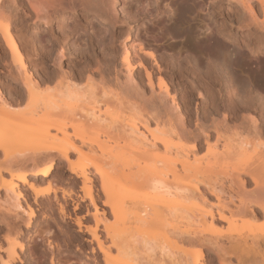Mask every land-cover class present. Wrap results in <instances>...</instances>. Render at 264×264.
<instances>
[{"label": "bare ground", "instance_id": "6f19581e", "mask_svg": "<svg viewBox=\"0 0 264 264\" xmlns=\"http://www.w3.org/2000/svg\"><path fill=\"white\" fill-rule=\"evenodd\" d=\"M108 2L0 0V64L20 85L9 99L12 83L0 77L3 203L22 211L32 227L37 213L31 204L22 205L29 192L35 204L54 195L63 223L72 202L75 225L98 244L105 264H207L204 249L213 248L217 260L210 264L233 258L243 264L252 255L264 262L259 252L264 226L256 229L253 223L264 218V88L257 91L235 74L240 57L264 69V0H211L202 19L211 33L192 38L198 50L210 52L204 67L197 56L159 58L133 40L135 24L165 13L160 4L152 11L143 7L141 20H134L117 19L119 0ZM178 3L174 24L183 29L186 18L195 20L205 11L197 0ZM78 10L108 20L112 33L125 34L124 42L130 43L121 56L125 81L117 73L112 81L101 66L93 70L88 54L77 75L61 69L55 84L47 78L40 66L49 61L54 45L29 30L41 23L50 28ZM219 38L227 41L224 47ZM64 53L61 48L57 63ZM30 67L45 76L39 79ZM167 73L187 79L186 100L195 93L202 99L195 132L165 82ZM84 75L86 84L80 83ZM110 82L115 92L107 91ZM16 145L25 149L15 151ZM249 150L254 154L247 156ZM61 161L69 172L64 184L80 188L74 193L77 201L50 179ZM226 184L240 191L231 194ZM58 190L64 192L62 202ZM6 243L3 264L19 262L17 248L23 250L24 243L18 238Z\"/></svg>", "mask_w": 264, "mask_h": 264}, {"label": "rangeland", "instance_id": "374dc122", "mask_svg": "<svg viewBox=\"0 0 264 264\" xmlns=\"http://www.w3.org/2000/svg\"><path fill=\"white\" fill-rule=\"evenodd\" d=\"M105 1H109V4L111 2V0ZM197 2L199 5H203L205 11L200 12L199 17L197 16L195 20L186 18V21H189V24H186L184 29L182 26H179V24H174L176 10L179 7L178 0H158V4H160L162 11L165 10V13L160 14L158 17L143 21L141 20L142 15H138L143 7L152 11L158 4H155L153 0H119V3L116 5L117 15L115 17H118L117 19H122L130 16L131 18H134V20H141L138 24L134 25V30L132 32L133 40H139L146 49L154 52L159 58L164 56L175 58L177 60H184L188 58V55L197 56L199 64L201 67H204L208 61L210 52H206V50H198L192 38L193 36L205 37L211 33L207 28V24L202 22L206 10L209 9L211 0H197ZM171 18L174 19L171 20ZM107 21L102 20L100 17L98 18L92 13L83 15L81 11L78 10L76 14L68 12L62 20L58 19L50 28H47L44 23L39 24L38 28H30V33L33 29L34 31L37 30V35H42L41 37L45 39V43H48V46L51 47V45H54V49L50 50L53 57L50 55V59H48L49 61H43V66H40L49 74V76L46 74V77L48 76L47 78H50V80L54 82V80L58 78L56 77L58 76L57 71H61V69L63 71L67 70V72L70 71L73 75H77L78 67L81 68L85 65V56L88 54V56L92 57L91 61L94 67L93 70L96 67L101 66L105 73H111H109V75L112 81L116 77V73L121 78L120 81H125L123 74H121L123 71L121 56L124 51L123 49L126 48V46L129 47L130 43L124 42V33H122L123 35L118 33L119 31L112 33V28L108 25L109 22L107 23ZM17 23L18 24L16 25L19 27L20 22ZM27 25H31V23H28ZM120 25L125 26V24H118V26ZM126 28L127 27H125V30ZM49 31L52 32L49 33ZM50 39L53 40V43L49 42ZM226 44V40L219 38L220 46L224 47ZM61 48H64L65 53L62 55L61 64H59L57 63V56L59 55ZM245 55V57L250 56V53L247 52ZM239 59L241 61L235 71L237 78L241 81H251L253 87L257 91L264 88V69L263 71H258L255 64L248 63L247 59H249V57L247 59L245 58L244 61L241 57ZM104 61H106V63ZM246 62L251 67L250 69L245 66ZM92 65L90 66L91 68L89 67L88 69H92ZM30 68H32V71L34 72L38 70L35 67ZM0 69L5 72V74L0 72V77L5 80V82L12 83L10 88L7 89L9 93L7 97L13 100L14 97L10 91L11 89L20 88V85L16 81L12 82V80L7 77L6 70L3 69L2 63L0 64ZM42 69L38 70L37 77L39 79L45 76ZM85 75L87 76L88 74L85 73ZM86 76L80 81V83L86 84ZM97 79V81L100 80L99 76H97ZM53 82H50L49 85L51 83V85H53ZM165 82L171 93L175 95L176 102L180 107L182 115H184V117L189 115L190 119H192L191 130L195 132V119L197 111L200 109L199 107L202 103V99H199L198 93H195L192 99L186 100L185 93L188 88V83L185 78L180 80L172 73H167L165 75ZM55 83L56 81L54 84ZM107 85V91L109 93L116 91L114 82H110ZM101 96L102 95L100 94L98 98H101ZM24 104L27 105V102L25 101L22 103L23 106ZM12 149L20 152L25 149V146L16 145L13 146ZM248 152L247 156L254 154L252 153V150H249ZM65 170L66 163L61 161L57 165L50 179L53 181L55 180L54 183L56 188H64L66 197L71 195L72 198L77 201L74 193H79L80 188L77 187L75 190H72L71 186L64 184V182L68 180L69 174V172L65 173ZM58 178H60L62 182L58 181ZM243 179L247 181L249 180V178L245 176H243ZM226 187V190H229L228 192L231 194H236L235 192L240 191L236 184H226ZM251 187L252 186L247 184L246 191H250L249 189ZM202 190L205 191V193L208 192L204 187H202ZM57 195L62 202L64 192L58 190ZM100 196L103 198L102 194ZM33 197L32 193L29 192L26 197L27 201L22 200L23 208H27V203L31 204L38 216L32 227H27L26 216L22 214L23 212L9 209V207L3 203L4 198L0 196V264H3L4 261H6L7 240H16V238H18L20 243H24V249L20 250L17 248L19 262H16L15 264H105L98 244L91 239L86 231H79V228L75 225L76 215L73 211V204L71 201L67 212L70 218L67 219V223H63L59 213V205L55 201L54 195H51L50 198H39L38 203L36 204ZM212 200L213 199L209 197V201ZM100 208L102 209L101 204ZM107 216L110 218L109 220H111L110 223H113L114 219L112 216L110 214H107ZM253 223L255 224L256 229H260L264 226V218ZM59 224L62 228L59 227ZM66 233H69L68 235L71 236V240L68 239ZM99 233L104 236L102 231H99ZM78 238H82L84 242L78 241ZM52 250H55V253H53ZM216 251L215 248L204 249L203 258L205 263L210 264L212 261L217 260ZM259 252L264 254L263 243L260 244ZM250 257L252 258H250L247 263L243 264H262L263 262L261 255H257L256 258L253 255ZM236 263L235 258H233L226 264ZM215 264L220 263L215 261Z\"/></svg>", "mask_w": 264, "mask_h": 264}]
</instances>
